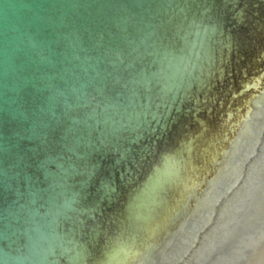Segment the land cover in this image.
Masks as SVG:
<instances>
[{
	"label": "water",
	"instance_id": "95a60500",
	"mask_svg": "<svg viewBox=\"0 0 264 264\" xmlns=\"http://www.w3.org/2000/svg\"><path fill=\"white\" fill-rule=\"evenodd\" d=\"M0 264H264V0H0Z\"/></svg>",
	"mask_w": 264,
	"mask_h": 264
}]
</instances>
